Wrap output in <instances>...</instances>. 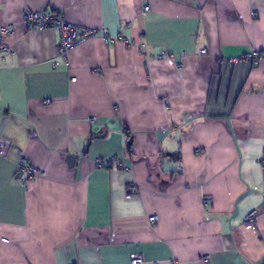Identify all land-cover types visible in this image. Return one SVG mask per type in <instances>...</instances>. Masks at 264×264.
Returning a JSON list of instances; mask_svg holds the SVG:
<instances>
[{
	"label": "crops",
	"instance_id": "0c3cea01",
	"mask_svg": "<svg viewBox=\"0 0 264 264\" xmlns=\"http://www.w3.org/2000/svg\"><path fill=\"white\" fill-rule=\"evenodd\" d=\"M31 11L98 36L66 69ZM0 25V264H264V70L218 64L264 54V0H0Z\"/></svg>",
	"mask_w": 264,
	"mask_h": 264
},
{
	"label": "built area",
	"instance_id": "2783aa9c",
	"mask_svg": "<svg viewBox=\"0 0 264 264\" xmlns=\"http://www.w3.org/2000/svg\"><path fill=\"white\" fill-rule=\"evenodd\" d=\"M147 10V9H146ZM254 17V15L252 14ZM23 25L26 27L28 31H44V29H51L55 32L56 35L59 37V45H58V58H60L63 62L64 68L68 69V61L67 55L68 53L73 50L74 48L78 47L79 44L85 42L86 40L91 39V37H96L98 34L95 30L86 29L84 27H77L71 23L66 21L65 16L61 12H25L23 19ZM13 32L12 26H2L0 25V65L4 62L5 58L10 56L12 50L5 45L4 37L9 36ZM103 36L104 41H108L109 38L106 36V31L102 30L100 33ZM200 54L204 55L205 51H200ZM162 57H165V54H162ZM161 57V58H162ZM249 62L253 65H261L263 66L264 70V54L260 53L259 51L255 50L250 53H245L239 57H232L229 59H220L218 64L223 65L228 64L230 66H236L240 63ZM74 82V80H71ZM46 104L49 103V100L45 102ZM96 118L89 119L90 123H94ZM9 143L5 141H0V157L4 156L5 151L8 149ZM105 167H110L114 163L113 158H109L108 160L102 161ZM15 174L13 176L14 181H16L19 186L23 189H27V187L35 181L38 176H44V173L37 170L34 166L30 165L27 160L20 158L16 164ZM180 166V165H179ZM136 185H127L126 186V196L130 198L133 194L137 192ZM210 200L208 198L202 199V205H209ZM256 212H250L249 216L246 219L247 224H251L256 220ZM150 222L155 223L157 218L150 217ZM208 256H204L202 258L203 262H206ZM144 259L140 255L131 256L129 260V264H143Z\"/></svg>",
	"mask_w": 264,
	"mask_h": 264
},
{
	"label": "water",
	"instance_id": "95a60500",
	"mask_svg": "<svg viewBox=\"0 0 264 264\" xmlns=\"http://www.w3.org/2000/svg\"><path fill=\"white\" fill-rule=\"evenodd\" d=\"M130 142H131V140L129 141L127 147H129ZM74 160H75V158H74L73 156H72V157H67V158H66V161H67V163L69 164L70 167L73 166V164H74Z\"/></svg>",
	"mask_w": 264,
	"mask_h": 264
}]
</instances>
